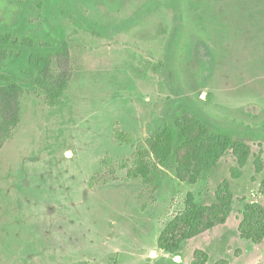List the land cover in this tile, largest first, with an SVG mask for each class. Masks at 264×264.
I'll use <instances>...</instances> for the list:
<instances>
[{"label": "rangeland", "instance_id": "1", "mask_svg": "<svg viewBox=\"0 0 264 264\" xmlns=\"http://www.w3.org/2000/svg\"><path fill=\"white\" fill-rule=\"evenodd\" d=\"M7 33L36 47L63 37L75 72L50 106L31 49L4 63L23 93L0 150V264H193L197 250L207 264H264V241L239 232L246 205L264 206V0H0ZM183 113L248 145L246 165L230 149L195 186L160 166L144 179L151 137ZM224 182L227 223L161 251L187 194L212 205Z\"/></svg>", "mask_w": 264, "mask_h": 264}, {"label": "trees", "instance_id": "2", "mask_svg": "<svg viewBox=\"0 0 264 264\" xmlns=\"http://www.w3.org/2000/svg\"><path fill=\"white\" fill-rule=\"evenodd\" d=\"M31 37L22 42L10 33L0 34V150H2L21 122V97L23 86L10 80L4 70V63L11 56L10 49H31L29 65L36 76L35 83L44 94L47 103L54 106L64 96L73 79L75 68L68 42L61 37L49 40L36 47ZM185 113V112H184ZM175 116L174 122H166L149 141V153L156 163L144 166L142 177L149 179L150 168L159 166L171 170L181 183L197 185L205 178L221 157L230 149L242 168L251 155L248 145L235 142L232 136L214 133L199 122ZM187 117H186V116ZM183 119V120H182ZM236 170L234 178H240ZM264 194V183L261 188ZM233 193L228 182L217 191V201L203 206L196 201L195 194L189 192L183 212L177 215L163 230L158 240V248L168 254L178 255L184 243L227 223L232 214ZM243 240L256 245L264 241V206L247 204L239 225ZM209 256L202 250L194 254L193 264H207Z\"/></svg>", "mask_w": 264, "mask_h": 264}]
</instances>
